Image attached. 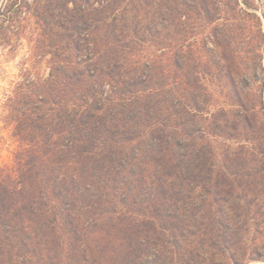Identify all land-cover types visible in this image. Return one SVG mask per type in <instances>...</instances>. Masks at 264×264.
<instances>
[{
  "label": "trees",
  "instance_id": "trees-1",
  "mask_svg": "<svg viewBox=\"0 0 264 264\" xmlns=\"http://www.w3.org/2000/svg\"><path fill=\"white\" fill-rule=\"evenodd\" d=\"M197 2L212 3L0 0V63L23 42L29 63L6 100L20 149L0 168V264L264 259L256 66L212 112L173 87L166 107L167 84L148 71L146 48L162 49L167 19Z\"/></svg>",
  "mask_w": 264,
  "mask_h": 264
},
{
  "label": "rangeland",
  "instance_id": "rangeland-1",
  "mask_svg": "<svg viewBox=\"0 0 264 264\" xmlns=\"http://www.w3.org/2000/svg\"><path fill=\"white\" fill-rule=\"evenodd\" d=\"M204 1L212 3H195L180 22L167 19L166 29L159 33L164 49L153 43L146 48L152 86L159 75L167 84L166 107L173 87L183 96L185 89L194 90L209 112L228 108L232 83L244 90L252 85L246 79L247 67L252 65L257 68L253 90L264 94V0H247V4L244 0H220L218 4V0ZM27 56L23 42L12 60L0 63V168L12 167L20 149L7 118L6 100L21 80V70L29 66ZM39 73L47 75L45 62ZM183 96L180 108L186 103ZM248 264H264V259Z\"/></svg>",
  "mask_w": 264,
  "mask_h": 264
}]
</instances>
